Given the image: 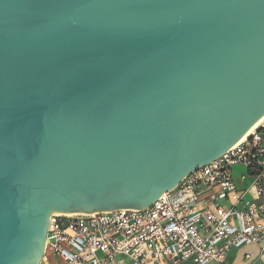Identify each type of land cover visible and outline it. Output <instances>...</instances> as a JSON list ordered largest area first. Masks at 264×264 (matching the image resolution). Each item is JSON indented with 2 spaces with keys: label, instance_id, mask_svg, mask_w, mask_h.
Here are the masks:
<instances>
[{
  "label": "water",
  "instance_id": "water-1",
  "mask_svg": "<svg viewBox=\"0 0 264 264\" xmlns=\"http://www.w3.org/2000/svg\"><path fill=\"white\" fill-rule=\"evenodd\" d=\"M264 115V0H0V264L49 217L143 208Z\"/></svg>",
  "mask_w": 264,
  "mask_h": 264
},
{
  "label": "built area",
  "instance_id": "built-area-1",
  "mask_svg": "<svg viewBox=\"0 0 264 264\" xmlns=\"http://www.w3.org/2000/svg\"><path fill=\"white\" fill-rule=\"evenodd\" d=\"M249 244L263 254L264 122L146 207L52 214L41 264L48 255L59 264H115V253L128 264H208Z\"/></svg>",
  "mask_w": 264,
  "mask_h": 264
},
{
  "label": "crops",
  "instance_id": "crops-1",
  "mask_svg": "<svg viewBox=\"0 0 264 264\" xmlns=\"http://www.w3.org/2000/svg\"><path fill=\"white\" fill-rule=\"evenodd\" d=\"M246 253L250 254V259H245ZM42 264L48 263L43 262ZM208 264H264V253L260 255L257 244H249L238 249H230L223 255L221 262H210Z\"/></svg>",
  "mask_w": 264,
  "mask_h": 264
},
{
  "label": "rangeland",
  "instance_id": "rangeland-1",
  "mask_svg": "<svg viewBox=\"0 0 264 264\" xmlns=\"http://www.w3.org/2000/svg\"><path fill=\"white\" fill-rule=\"evenodd\" d=\"M234 175H239L243 171L242 167L240 166H235L233 167ZM264 253V252H263ZM46 261L48 264H59L60 262L53 258L51 255H48L46 257ZM114 261L115 264H128L131 262L130 258L126 256L125 254H120V253H115L114 254Z\"/></svg>",
  "mask_w": 264,
  "mask_h": 264
},
{
  "label": "bare ground",
  "instance_id": "bare-ground-1",
  "mask_svg": "<svg viewBox=\"0 0 264 264\" xmlns=\"http://www.w3.org/2000/svg\"><path fill=\"white\" fill-rule=\"evenodd\" d=\"M262 122H264V115L260 117L242 136L238 141H241L242 139L246 138L258 125H260ZM61 213V212H59Z\"/></svg>",
  "mask_w": 264,
  "mask_h": 264
}]
</instances>
